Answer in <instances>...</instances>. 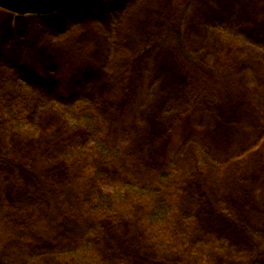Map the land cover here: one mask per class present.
Returning <instances> with one entry per match:
<instances>
[{"label": "rangeland", "instance_id": "374dc122", "mask_svg": "<svg viewBox=\"0 0 264 264\" xmlns=\"http://www.w3.org/2000/svg\"><path fill=\"white\" fill-rule=\"evenodd\" d=\"M107 1L109 7L101 9L98 7L101 0H83L81 14L69 11L63 15L73 23L56 29L50 28L47 21L31 19L15 32L14 20L13 31L8 30L0 49V85L11 86L23 95L37 96L46 110L66 114L70 127H81L83 121L69 111V103L85 97L87 106H96L101 98L111 96L107 108L100 106L93 120L88 121L92 126L88 127L89 131L104 134L103 149L115 152L121 165L137 167L140 171L137 174L144 176L150 173L141 169L139 162L156 170L166 169L168 165L188 167L192 156L200 151L201 162L209 169L206 183L210 193L220 201V210L228 216L247 218L255 237L264 243V23L257 28L246 27L243 20L252 0ZM40 43L49 49L62 47L58 52L46 51L49 63L42 75L39 64L25 62L24 57L32 45ZM67 52L81 66L61 65L63 60L57 56L60 58L63 53L61 57L65 58ZM136 58L140 72L131 79L129 87L126 79L120 82ZM181 61L198 62L214 68L220 77L223 73L232 77L224 88L221 102L205 100L192 113L188 112L185 91L172 94L179 75L177 63ZM76 66L73 78L70 76V91L63 92V81ZM99 67L103 68L98 71L101 74L98 78L94 69ZM103 74L107 76L103 78ZM41 76H45L44 80ZM234 86L245 94L236 113H226L232 93L237 90L232 89ZM122 90L133 94L132 102L114 99ZM104 91L106 97H102ZM57 124L62 126L59 118L47 132L56 141L60 130ZM43 132L38 121L31 123L24 136L18 137L21 139L18 143H22L18 147L11 143L13 139L3 141L0 137V153L22 164L27 178L32 175L26 187L14 190L11 195L24 219L33 216L36 185L32 178L42 185V180L45 184L54 180L55 166L63 161L62 150L66 149V145L58 147L48 158L50 162L42 160L35 151L29 155L21 146L31 136L35 139L33 142L37 141ZM94 139L91 135L85 144H93ZM253 163L260 171H252ZM221 190L229 191L232 199H222L227 196ZM244 191L251 194L249 202L240 195ZM68 194L73 204L79 202L83 208V199L76 192ZM91 194L90 188L86 199ZM187 209L186 205L182 211ZM80 213L65 221L63 233L83 238L92 246L100 247L102 243L106 249L111 245L112 250L114 240L109 243L105 239L110 237V229L105 230L102 225L101 228L92 212ZM218 222L212 214L204 217L200 226L205 232L225 237L231 251L245 246L236 241L241 232L217 230ZM123 240H116L117 246L130 242L129 238L126 242ZM32 254L37 257L33 264H66L53 244L41 243L33 247ZM111 255L115 257L117 253ZM226 259L221 258L217 264H232L230 258ZM260 264H264V256Z\"/></svg>", "mask_w": 264, "mask_h": 264}, {"label": "trees", "instance_id": "16d2710c", "mask_svg": "<svg viewBox=\"0 0 264 264\" xmlns=\"http://www.w3.org/2000/svg\"><path fill=\"white\" fill-rule=\"evenodd\" d=\"M101 1L102 3L98 2L99 8L109 7L107 0ZM83 8L84 3L81 0L68 10L47 17L19 16L0 9V49L8 30L13 31L11 27L14 20L17 25L15 32L19 31L22 23L31 19L47 21L50 28L56 29L60 25L73 23L71 19L66 21L63 15L69 11L81 14ZM243 21L250 29L263 24L264 0H252ZM32 46L31 50L24 54L25 62L39 64L38 69L42 75L49 63L46 51L58 52L62 47L49 49L41 43ZM64 55L65 58L57 56L63 60L61 65L69 66L70 63L71 67L74 64L81 66L77 58H73L69 52ZM136 60L138 59H134V64L124 73L120 83L126 79V85L131 86V79L140 72V63ZM77 66L65 77L63 92L70 91L69 87ZM177 66L179 75L176 76V88L172 87V94L177 90L185 91L189 113L205 100L221 102L224 88L232 77L226 73L220 77L214 68L205 67L198 62L181 61ZM102 68L94 70L98 72ZM105 70L108 71L106 68ZM100 75L98 72L96 77L99 78ZM104 76L107 75L103 74L102 77ZM44 78L45 76H41L40 79ZM235 88L237 87H232L233 90ZM105 92L102 97H106ZM232 94L234 96L227 104L226 113H236V107L245 92L237 88ZM132 95L122 90L114 99L119 98L123 103L132 102ZM108 98H101L96 106H87L88 100L85 97L69 103V111L83 121L81 127H70L66 121V114L46 110V106L37 96L23 95L13 91L11 86L0 85V137L3 141L13 139L11 143L18 147L22 144L18 143L21 141L18 137L25 134L27 126L38 121L45 133L38 135L41 138L34 142V136H31L21 146L29 155L35 151L42 160L49 161L51 154L58 147L66 145V149H61L64 152L63 161L55 166L57 171L56 176L53 175L54 180L50 179L47 184L42 180V185L35 177L32 178L35 179L36 198L33 216L30 219H24L18 213L11 195L14 190L26 187L32 175L27 178L22 164L0 153V264H33L37 257L32 254V249L41 243L53 244L56 253L60 254L66 264H217L224 257L230 258L232 264H260L264 256V243L255 237L256 234L249 228L247 218L228 216L223 213L225 211L220 210V201L210 193L206 183L209 169L207 164H202L200 151L192 156L188 167L168 165L166 169L156 170L149 169L139 162L141 169H146L151 175L144 176L137 174L140 171L136 166L129 168L121 165L115 152L103 149L104 134L89 131L88 127L91 129L92 126L88 121L93 120L100 106L102 109L107 108L112 101L111 96ZM58 118L62 126L57 124L60 130L56 141L47 136V132ZM84 123L90 125L86 126ZM91 135L95 138L94 143L85 144ZM33 145L38 147L33 148ZM251 168L253 172L260 171L255 163L251 164ZM44 177L48 178L46 174ZM90 188L92 194L86 199V193ZM69 192H76L78 197L83 199L81 203L83 208H80L79 202L75 205L70 201ZM221 192L227 196L221 197L222 199H232L229 191ZM240 195L248 202L251 200L249 192L244 191ZM186 205L188 209L184 212L182 208ZM81 211L92 212V215L97 217L100 227L102 225L105 230L110 229L111 235L105 239L109 243L114 240L111 243L114 245L112 250L111 245L105 249L100 243V248L92 246L83 238L63 233L65 221L78 217ZM212 214L219 220L217 230L224 228L226 231L241 232L242 236L236 241L245 246H239V250L231 251L229 241L225 237L211 231L205 232L200 225L203 224L204 217ZM128 222L133 225L127 224ZM127 237L130 239L129 243L117 246L116 240L123 238L125 240L122 242H126ZM112 252L117 253V256H112Z\"/></svg>", "mask_w": 264, "mask_h": 264}, {"label": "water", "instance_id": "95a60500", "mask_svg": "<svg viewBox=\"0 0 264 264\" xmlns=\"http://www.w3.org/2000/svg\"><path fill=\"white\" fill-rule=\"evenodd\" d=\"M80 0H0V8L15 15L49 16L68 10Z\"/></svg>", "mask_w": 264, "mask_h": 264}]
</instances>
